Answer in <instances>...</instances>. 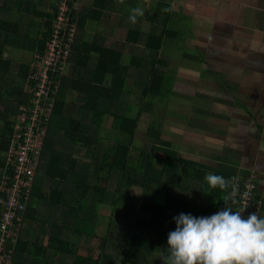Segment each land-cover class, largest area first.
<instances>
[{"label":"trees","instance_id":"16d2710c","mask_svg":"<svg viewBox=\"0 0 264 264\" xmlns=\"http://www.w3.org/2000/svg\"><path fill=\"white\" fill-rule=\"evenodd\" d=\"M137 1L141 3V0ZM147 2L149 8L143 19L152 23L149 32H144L139 18L136 24L120 18L128 8L124 0H92L80 22L76 20L79 13L74 10L72 22L78 28L83 29L92 20L97 25L105 24L109 32L98 33L96 39L90 41L76 36L69 69L55 96L31 203L16 243L10 242L14 247L13 264H152L156 253L168 247V233L176 227L173 217L180 213L194 217L211 216L224 207L225 197L232 193V187L226 191L211 188L204 180L205 174L214 173L229 180L235 178L232 180L235 186L243 163L218 158L225 163L218 167L183 153L173 138L165 136L167 131L162 121L154 116L155 103L149 98L156 97L165 102L178 95L174 90L171 56L183 50L188 59L205 63L207 55L189 52L181 46L180 31L170 26L173 19L171 1ZM154 3L157 8H153ZM46 6L41 0H0V179L5 169L11 170L6 164L5 153L9 149L16 116L20 106L30 102L35 91L34 82L28 78L29 64L15 63L6 58L5 53L7 48L13 47L31 54L45 52L57 14V3L53 1L48 6L53 12H47ZM164 8L171 11L164 12ZM157 11L162 17L157 16ZM30 16L39 19V37L34 43H27V36L22 33L24 20ZM117 25L128 30L121 47L108 43V34H113ZM35 27L38 28V24ZM140 44L151 53L148 68L144 55L134 56L130 63L125 62V50ZM169 44V48L177 52L168 54L170 57L164 54L169 48L163 49ZM163 51L164 55L160 54ZM259 66L260 63L257 67L252 65L261 70ZM248 68L245 66L246 70ZM137 77H141V84L132 83ZM214 78L227 98L224 99L225 111L212 112L213 118L223 117L230 122L235 113H239L243 119L256 121V109L264 108V83L246 88L228 82L229 76L218 71L213 73ZM210 79L208 85L199 79L194 87L208 88ZM134 85H139L143 91L136 97L135 105L139 110L135 114L128 111L132 104L121 108V102L127 103L128 95L133 93ZM127 87L132 89L126 94ZM249 90L253 95L246 93L250 96H244ZM196 97L218 100L221 104V97L214 98L202 91ZM188 108L202 114L206 112L192 106ZM195 113L193 116L197 115ZM108 116L113 118V128L120 132L119 140L115 142L112 135L103 131ZM145 119L149 122L150 137L155 142L151 149H143L141 155L136 156L137 136ZM246 124L243 131L250 126L249 122ZM262 130L258 127L256 131L258 139L263 136ZM69 148L73 149L67 150ZM246 169L249 168L244 166L243 170ZM139 189L144 193L156 192L158 197L144 199L136 194ZM192 194L199 195L200 199H193ZM257 199L261 201L260 217L264 218L263 186ZM230 201L231 197L227 206L234 211ZM105 204L113 208L124 204L127 209L125 220L121 222L122 215L113 217L103 213ZM102 225L104 228L99 233ZM36 228L39 233H31ZM96 237L101 239L99 258L94 257L91 245ZM79 246L83 249L81 253Z\"/></svg>","mask_w":264,"mask_h":264},{"label":"rangeland","instance_id":"374dc122","mask_svg":"<svg viewBox=\"0 0 264 264\" xmlns=\"http://www.w3.org/2000/svg\"><path fill=\"white\" fill-rule=\"evenodd\" d=\"M55 1L56 3L59 0H41V2H45L46 5L50 6L51 2ZM92 0H77L76 9L79 13L76 20L79 22L82 21L85 17L84 11L86 6L89 5V2ZM148 0H141L139 3L137 0H124L126 6L128 7L124 13L129 14V9L132 5L137 4V7L142 8L144 15L142 17H138L142 20V29L144 32H149L152 27V23L149 21L144 20L146 16V10H148ZM160 1V0H159ZM168 1V0H167ZM172 1V0H169ZM134 2H136L134 4ZM46 6L45 10L47 12H53V9ZM153 8H157L156 3L153 4ZM20 9V8H19ZM17 9V11L19 10ZM174 10V9H173ZM124 13H121L120 18H125L128 20V16ZM157 16L162 17L160 12L157 11ZM182 13L179 11L176 14L175 18L171 21L170 26L177 28L181 33V46H185L184 43L189 38V34L187 30L183 28L188 26L192 29L194 23L196 22V18L193 17L190 13L187 14L186 18L180 19ZM80 16V17H79ZM33 18V19H32ZM73 18V13H72ZM247 19V18H246ZM74 20V18H73ZM253 20V19H251ZM258 23L257 20H253ZM25 29L22 31L24 37H26L27 43H34L35 38L39 37V19L34 18L32 16L26 18L24 20ZM35 24H38V28L35 27ZM212 27L209 26H200L199 30L202 34V38L205 37L206 40H209L210 37L213 36ZM116 30L113 34L109 33V41L110 45L118 44V47H121V43L125 42L128 30L123 26L117 25ZM103 31L109 32L107 26L104 25H97L95 21L90 20L86 23L83 29L77 27V38L86 39L88 41L96 39L98 33L102 34ZM253 31V30H252ZM244 34V31H243ZM263 34L260 32H254L255 38L249 37L248 39H243L240 41L238 38L239 45L233 47L232 50H237L241 57L245 58L247 61L246 63L235 65L233 62H229V68H245V66H249L248 73H243L241 71L234 72L232 69L226 68V66H219L216 68L217 63L212 62L209 60L205 63L199 60H190L185 55L183 50L179 52V54H175L172 57V64H171V72L174 75V90L178 92V95L172 96L170 100H166L165 102L159 101L156 97L149 98L151 103H155L154 108V116L160 119L163 123L164 128L166 129L167 133L165 136H169L173 138L178 148L185 154L190 155L193 158L198 160H202L205 163H208L213 166L221 167L225 165L223 160H233L239 161L243 163L242 166L239 168V174L237 176H245L251 175L259 182L260 186L264 187V108L263 109H256V114H258L256 121H250L249 119H243L242 116L238 113H235V116L232 121L228 122L223 117H216L219 119L213 118L212 112H220L223 113L225 111V102L224 99L227 98V95L222 91L221 87L218 84L216 78L210 79L209 87L206 90H200L194 87V83L199 79L204 85H208L207 81L210 78V69L216 68V70H220L222 72H231L235 75L233 80L236 82L237 85H243L244 87L249 88L253 84L257 83L260 84L261 82L264 83V71L261 70L259 73L254 74L251 70L253 69L252 65L257 67L260 63L258 68H263L264 65V38ZM188 41V40H187ZM117 46V45H116ZM170 44L167 45L163 49L169 48ZM125 50V49H124ZM195 48H191L193 52ZM231 50V51H232ZM245 51H249L245 53ZM161 52L160 54H163ZM177 53L176 50H171L170 48L165 51L164 54H173ZM163 54V55H164ZM36 53H30L27 50H24L20 47H13L11 49L7 48L5 53L6 58H11L15 61L26 62L28 64L32 63L35 59ZM144 55L145 60V67H149L150 64L148 63L150 58V51L143 47L142 44L139 46H135L132 49L125 50V62L130 63L131 59L135 57H142ZM169 56V55H168ZM170 57V56H169ZM222 59H231L235 63H237L231 54H223ZM259 59V60H257ZM17 63V62H15ZM255 63V64H253ZM247 64V65H246ZM216 65V66H215ZM257 69V68H256ZM176 74V75H175ZM203 75V77H201ZM141 84V77H137L133 79L132 83ZM133 93L129 96L127 103L121 102V108L125 109L132 104V107L128 109V111H132L134 114L137 113L139 110L138 106H136L135 101L138 95H141L143 92L139 85H134ZM132 89V87H127L126 94ZM232 89V88H230ZM209 94L211 97L218 96L221 97V104L218 100H207L203 97H196L198 96L199 92ZM228 93V92H227ZM244 96H250L247 94L253 93L251 90L249 92H244ZM247 93V94H246ZM188 94L195 95L193 97L186 96ZM264 94V93H263ZM188 100H186L185 98ZM189 100L191 103H189ZM264 100V98H263ZM188 107L192 106L196 109L205 110V114L203 112L190 109ZM196 111L197 115L193 116V112ZM200 112V113H199ZM131 114V113H129ZM185 114L188 116L185 117ZM111 116H108L106 119V123H104V132L109 133L113 136V141L119 140L120 132L119 129L116 130L112 126ZM188 119V120H187ZM190 121L188 124L186 121ZM192 120V121H191ZM244 122V123H243ZM246 122L250 124L246 131H243V127L247 126ZM254 122V123H252ZM179 123L178 125H175ZM192 123V124H191ZM242 123V124H241ZM149 122L147 119L142 123L141 130L137 136L136 148L134 149V154L136 156L141 155L143 149H151L153 143L155 142L148 132ZM190 125H195L194 127H189ZM186 127L187 129L183 128ZM197 126V127H196ZM258 127H262V137L257 138L256 131ZM181 128L182 130H180ZM185 130V131H184ZM73 148H69L70 150ZM85 153V149L83 151ZM7 152L5 153V157ZM218 158H223L220 160ZM86 161H89V158H85ZM244 166L249 169L243 170ZM137 195H141L144 199L148 200H155L158 197V194L155 192H142V190H138L136 192ZM192 198L195 200H199V195L192 194ZM232 199V197H231ZM126 206L119 205L116 208H113L109 204H105L102 206V212L111 215V216H121V222L126 218ZM104 226L102 225L99 228V233L102 232ZM129 229V228H127ZM39 233L38 229L36 228L31 233L35 232ZM91 245L93 246L94 257L99 258L101 253V239L99 237L94 238ZM80 247V246H79ZM167 248H161L160 251H164ZM82 247L78 248V251L81 253ZM133 264V263H128ZM152 264H163L162 259L159 257V252L153 258Z\"/></svg>","mask_w":264,"mask_h":264},{"label":"built area","instance_id":"2783aa9c","mask_svg":"<svg viewBox=\"0 0 264 264\" xmlns=\"http://www.w3.org/2000/svg\"><path fill=\"white\" fill-rule=\"evenodd\" d=\"M76 5L77 0L57 2L45 52L36 53L29 64L28 78L35 85L34 97L20 106L5 157L11 170L5 169L0 179V264H13L14 247L10 242L16 243L23 227L49 134L55 96L67 72L77 36V25L72 22ZM260 188L252 174L237 176L235 196L230 201L234 211H240L244 218L255 212L260 217L261 201L257 199Z\"/></svg>","mask_w":264,"mask_h":264},{"label":"clouds","instance_id":"9594fccd","mask_svg":"<svg viewBox=\"0 0 264 264\" xmlns=\"http://www.w3.org/2000/svg\"><path fill=\"white\" fill-rule=\"evenodd\" d=\"M143 15L142 8L132 7L129 22L136 24ZM234 179L205 174L204 180L211 188L226 191L232 187V193L225 197L224 207L211 216L180 213L173 217L176 227L168 233V247L159 250L163 264H264V218L256 212L244 218L240 211L227 206L230 197L235 196Z\"/></svg>","mask_w":264,"mask_h":264},{"label":"crops","instance_id":"0c3cea01","mask_svg":"<svg viewBox=\"0 0 264 264\" xmlns=\"http://www.w3.org/2000/svg\"><path fill=\"white\" fill-rule=\"evenodd\" d=\"M171 4L174 9L173 19L179 11L182 13L180 19L184 20L188 13L196 18V22L192 29L189 25L184 27L183 24V28L187 30L189 34V38H187L188 41H185L187 43H184V48L189 52H192L191 48H195L193 52L206 54V62L212 60V62L217 63V66L215 65L216 68L219 64L229 68L227 67L229 66L227 60L222 59L221 56L225 53H232V48L239 45L238 38L240 41H243V39L246 40L249 37L255 38V36H253L254 32H261L264 38V0H172ZM251 19L257 20L258 23L256 24V22ZM200 26L212 27L213 36L210 37L209 40H206L205 37L202 38V34L199 30ZM172 28L177 32L179 31L177 28ZM234 51L240 56L237 50ZM248 52L245 51V53ZM216 68L210 69V71H213L210 73V77L213 78V73L218 71L220 74L229 76V79H227L228 82H233L237 85L233 80L235 77L234 74L231 72H222L216 70ZM229 69H232L234 72H250L245 68ZM255 74L256 72H254L253 75ZM206 89L207 86H204L203 89L200 90L204 91Z\"/></svg>","mask_w":264,"mask_h":264},{"label":"flooded vegetation","instance_id":"af4514ba","mask_svg":"<svg viewBox=\"0 0 264 264\" xmlns=\"http://www.w3.org/2000/svg\"><path fill=\"white\" fill-rule=\"evenodd\" d=\"M231 55H232V58L237 62V63H235L233 60H231V59H228L227 60V63H234V64H244V63H246V59L245 58H243V57H241V56H239V55H237L236 54V52L234 51V50H232V53H231ZM247 65V64H246ZM254 68V67H253ZM252 70V69H251ZM254 70L255 71H257V72H260L261 70H263L264 71V68H262L261 70H256L255 68H254ZM253 71V70H252ZM255 71H253V72H255Z\"/></svg>","mask_w":264,"mask_h":264}]
</instances>
